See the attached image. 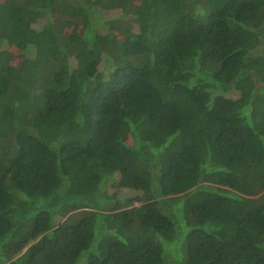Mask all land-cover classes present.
<instances>
[{
  "label": "trees",
  "instance_id": "16d2710c",
  "mask_svg": "<svg viewBox=\"0 0 264 264\" xmlns=\"http://www.w3.org/2000/svg\"><path fill=\"white\" fill-rule=\"evenodd\" d=\"M0 264H264V0H0Z\"/></svg>",
  "mask_w": 264,
  "mask_h": 264
},
{
  "label": "rangeland",
  "instance_id": "374dc122",
  "mask_svg": "<svg viewBox=\"0 0 264 264\" xmlns=\"http://www.w3.org/2000/svg\"><path fill=\"white\" fill-rule=\"evenodd\" d=\"M120 13V10L116 9V10H110L108 12V17H113V16H117L119 15ZM55 21H56V25L58 27V30L60 32H81L82 31V26L81 25H77L74 23V21L72 19H68V20H64V19H59L58 16H55ZM8 52H9V55H10V59H11V62L12 63H18L21 59V53L20 51L14 47V46H8ZM232 95V94H231ZM126 140H129V136L127 135L126 136ZM113 190L114 192H117V188L116 186L113 187ZM201 193L204 195L205 192L203 190H201ZM124 191L120 192V194H123ZM205 197H208V195H205Z\"/></svg>",
  "mask_w": 264,
  "mask_h": 264
}]
</instances>
